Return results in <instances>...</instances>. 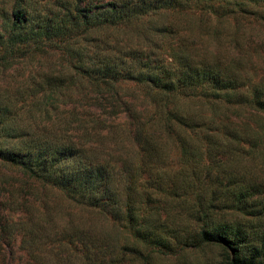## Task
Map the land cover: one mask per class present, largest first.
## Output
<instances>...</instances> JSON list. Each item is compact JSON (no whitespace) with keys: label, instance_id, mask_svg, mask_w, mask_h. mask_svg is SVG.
Listing matches in <instances>:
<instances>
[{"label":"trees","instance_id":"obj_1","mask_svg":"<svg viewBox=\"0 0 264 264\" xmlns=\"http://www.w3.org/2000/svg\"><path fill=\"white\" fill-rule=\"evenodd\" d=\"M251 1L260 9L264 4L15 0L0 48L12 56L17 48L21 59L39 49L65 52L59 68L36 74L34 95L42 93L33 105L48 113L58 96L66 98L63 122H77L82 134L75 139L50 122L41 126L42 117L0 101V264H13L4 250L14 239L32 264H264V86L244 96L223 60L185 55L189 35L162 17L175 11L236 17L252 10L257 17ZM145 21L149 32L139 47L129 36L122 42L119 34ZM163 40H171L167 58L148 51ZM16 61L6 58L4 68ZM122 80L144 94L122 92ZM190 98L197 99L192 107ZM93 109L126 113L123 137L131 142L121 155L107 153L108 143L94 134L101 127L97 134L105 140L112 126L103 132L102 120L82 116ZM172 146L179 155L169 154ZM50 184L70 200L69 215L80 213L84 223L67 217L58 236L47 239L39 229L54 220L50 207L29 205L27 195ZM9 209L20 210L19 221L5 215Z\"/></svg>","mask_w":264,"mask_h":264},{"label":"rangeland","instance_id":"obj_2","mask_svg":"<svg viewBox=\"0 0 264 264\" xmlns=\"http://www.w3.org/2000/svg\"><path fill=\"white\" fill-rule=\"evenodd\" d=\"M252 2V3H251ZM250 9H255L260 11L258 16L252 15V13L245 15H238L236 17L228 15H213L209 17L207 14H202L198 12H168L164 14L163 20L165 22H170L171 24L176 25L179 28L180 35L183 36L188 34L189 37L186 40L184 47L185 55L190 57L191 55H198L199 60L209 61L212 64H220L221 60L226 63L227 70L230 75L237 78V82L242 85V90H244V96L251 97L254 87L252 86H264V4L258 3L261 5V9L257 4H254L251 1ZM15 0H0V36L6 34L8 27L6 26V21L12 17V9ZM172 15V18L171 16ZM150 22L145 21V24L131 26L126 29L125 32L119 34L120 38H124L122 42L128 40L129 37L132 38V45L134 47H139L141 45L140 41L143 40V35L148 34V27ZM218 28V31H216ZM129 36V37H128ZM170 42L162 41L159 44V48L149 49L148 51L152 54L164 55L167 58L168 52L170 51ZM238 46L235 48V46ZM176 47V44H174ZM167 52V53H166ZM15 55H11L6 52L4 48H0V101L11 103L16 112L30 113L33 117L41 118V126L46 122H50L53 128H56V131H60L63 127V130L66 136L72 135L73 138H77V133L82 134V130L78 131L75 126L78 124L75 122L73 125H68L63 122V119H69L68 104L66 103V98L58 96L57 102H55V109H50L47 113L43 107L34 106V99L40 96V93H37V88L35 82L37 80V73L39 70H47L50 67L56 69L59 68L62 64L66 62L67 56L65 52L56 49H50V51H43L39 49L35 51L31 59H21L18 57L19 51L15 49ZM148 54V53H147ZM17 59L15 63L10 64L9 68H4V60L6 58ZM52 70V69H51ZM42 79V78H41ZM40 79V80H41ZM123 87L122 92L129 93H138L141 96L144 94L142 86L137 85L132 80H122L119 82ZM248 90V91H247ZM5 97V99H4ZM193 101H188V106L192 107L193 103H196V98H190ZM148 104L150 99H146ZM146 102V101H144ZM191 103V104H190ZM50 108V107H48ZM64 109V114L62 110ZM59 114V118L57 115ZM205 114L208 115L207 111ZM87 116L90 119L99 118L102 120V124L105 127L103 132L107 131L106 126L111 125V131L115 134L110 133L107 139H103L99 134L101 127H97L95 123L91 126L95 127V137H99L104 144L109 145V149L105 148L106 152L117 153L121 155V150L125 147L127 143H130V139L125 137L123 134L125 128L129 125V119L126 113H122L119 116H109L107 112H104L103 109L98 110H83V115ZM81 116V117H82ZM102 126V125H101ZM86 142L89 141V136L86 137ZM119 138V140H116ZM102 145V143H101ZM103 147V145H102ZM177 149L173 146L170 149V155L175 157ZM112 154V155H113ZM180 154L178 150L177 155ZM118 166H121V161L117 163ZM14 188H17L20 183L13 178ZM17 195V193H16ZM27 200L29 205H43L42 203L46 202L50 207V213L54 220L46 225L44 229H39L40 232L45 233L47 239L53 236H58V232L64 229L66 225V220L68 218H74L79 226L83 225L84 220L80 218L81 214L69 215L71 214V202L68 200L65 193L58 188L57 186L50 184L47 186L39 185L38 189L32 194L27 195ZM31 201V202H30ZM16 207H18L16 205ZM8 208V207H7ZM20 210L9 209L5 214L11 220L19 221ZM95 225V224H94ZM38 230V228H36ZM98 230L101 229L98 227ZM16 236H20L17 234ZM51 242V240H49ZM19 240L14 239L11 247L5 246V255L12 256L13 264H32V260L29 258V255L26 251L22 250L18 246ZM12 250V254L9 253V250ZM189 256H199L197 254L189 253ZM62 264V263H60Z\"/></svg>","mask_w":264,"mask_h":264}]
</instances>
